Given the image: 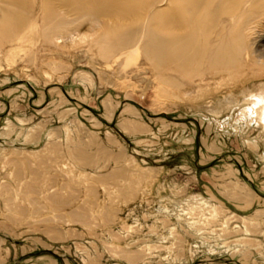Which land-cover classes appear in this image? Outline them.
<instances>
[{
    "label": "rangeland",
    "instance_id": "374dc122",
    "mask_svg": "<svg viewBox=\"0 0 264 264\" xmlns=\"http://www.w3.org/2000/svg\"><path fill=\"white\" fill-rule=\"evenodd\" d=\"M131 19L118 26L142 24ZM12 23L0 25V264H264V127L246 111L264 64L235 76L140 56L122 76L86 18L72 40L50 38L54 22Z\"/></svg>",
    "mask_w": 264,
    "mask_h": 264
},
{
    "label": "bare ground",
    "instance_id": "6f19581e",
    "mask_svg": "<svg viewBox=\"0 0 264 264\" xmlns=\"http://www.w3.org/2000/svg\"><path fill=\"white\" fill-rule=\"evenodd\" d=\"M35 1L0 0L6 6L1 9L0 25L14 22L22 31H33L38 21L43 27L54 22L46 34L58 40L67 39L68 33L72 40L80 34L74 25L86 18L90 22L86 31L102 29L98 35L102 39L94 46L99 48L97 54L116 60V71L122 76L140 56L180 68L211 64L235 76L251 72L254 64H264L262 41L248 43L252 31L264 32V0H217L213 6L208 0H38L37 5ZM34 12L38 15L31 17ZM129 18L141 19L142 24L118 26ZM247 105L249 117L264 127V91L251 93ZM127 126L124 121L122 128Z\"/></svg>",
    "mask_w": 264,
    "mask_h": 264
}]
</instances>
